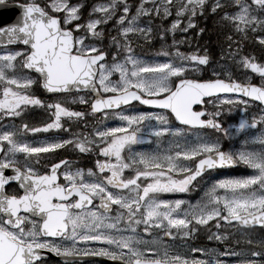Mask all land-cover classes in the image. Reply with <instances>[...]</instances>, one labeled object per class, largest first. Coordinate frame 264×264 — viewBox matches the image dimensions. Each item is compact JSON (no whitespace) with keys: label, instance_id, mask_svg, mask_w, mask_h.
<instances>
[{"label":"snow or ice","instance_id":"snow-or-ice-1","mask_svg":"<svg viewBox=\"0 0 264 264\" xmlns=\"http://www.w3.org/2000/svg\"><path fill=\"white\" fill-rule=\"evenodd\" d=\"M89 257L264 264V0H0V264Z\"/></svg>","mask_w":264,"mask_h":264},{"label":"flooded vegetation","instance_id":"flooded-vegetation-1","mask_svg":"<svg viewBox=\"0 0 264 264\" xmlns=\"http://www.w3.org/2000/svg\"><path fill=\"white\" fill-rule=\"evenodd\" d=\"M34 116H36L37 119H39L40 117V113H34ZM87 165V160L84 161V166ZM199 196V192H195L190 194V199L195 200L197 197ZM164 198H173L171 196V194H164ZM201 243H203V241H200ZM51 260L55 261L54 257H50ZM83 264H111L110 261H108L106 258H102V257H89V258H85L83 261Z\"/></svg>","mask_w":264,"mask_h":264},{"label":"trees","instance_id":"trees-1","mask_svg":"<svg viewBox=\"0 0 264 264\" xmlns=\"http://www.w3.org/2000/svg\"><path fill=\"white\" fill-rule=\"evenodd\" d=\"M207 37H205V39H206ZM213 39H215V38H213ZM153 47L154 48H158L159 47V41H158V39H157V43L156 44H154L153 45ZM182 50H185L184 48H182ZM144 51L146 52V53H149V54H151V50L150 49H148L147 47H145V49H144Z\"/></svg>","mask_w":264,"mask_h":264},{"label":"rangeland","instance_id":"rangeland-1","mask_svg":"<svg viewBox=\"0 0 264 264\" xmlns=\"http://www.w3.org/2000/svg\"><path fill=\"white\" fill-rule=\"evenodd\" d=\"M233 115H236L237 116V119L239 118V115L237 113H233Z\"/></svg>","mask_w":264,"mask_h":264}]
</instances>
